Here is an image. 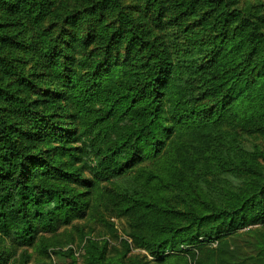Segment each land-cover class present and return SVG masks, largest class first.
<instances>
[{
	"label": "trees",
	"instance_id": "1",
	"mask_svg": "<svg viewBox=\"0 0 264 264\" xmlns=\"http://www.w3.org/2000/svg\"><path fill=\"white\" fill-rule=\"evenodd\" d=\"M51 1L0 0V30L49 23ZM141 1L149 24L178 29L187 50L200 32L212 45L179 70L186 48H171L162 30L160 42L147 38L150 27L126 13L123 0H89L35 32L26 43L32 67L53 68L64 89L40 98L38 109L22 96L10 116L0 106V235L28 242L40 227L73 221L86 203L76 193L82 173L74 159H97L104 180L135 173L125 213L155 264H264V242L244 263L211 246L264 222V154L244 142L264 137V21L227 0ZM109 14L115 22L105 21ZM71 21L82 23L75 41L62 35ZM1 37L0 48L10 39ZM58 48L95 49L69 58ZM68 108L72 130L58 126L54 112ZM82 253L85 264L107 260L91 240ZM7 262L0 251V264Z\"/></svg>",
	"mask_w": 264,
	"mask_h": 264
},
{
	"label": "rangeland",
	"instance_id": "2",
	"mask_svg": "<svg viewBox=\"0 0 264 264\" xmlns=\"http://www.w3.org/2000/svg\"><path fill=\"white\" fill-rule=\"evenodd\" d=\"M227 1L230 2L231 9L236 8L249 16H255V18L264 21V0ZM51 2L47 5L49 19L46 22L49 23L31 24L28 28H24L21 24H17L18 26L15 27L7 25L0 30V42L3 39L1 35L10 38L8 44L2 45L0 48V106L7 116L11 114L10 106L17 105V96L27 98L30 100L31 106L38 109L41 106V103H37L40 98H49L64 89L57 82L53 68H48L42 63H40L41 67H32L34 65V60L31 58L33 48H27L26 43L30 42L35 32L48 25L52 27L56 24L57 27V23L66 16V13L84 9V5L89 0H63L62 2L52 0ZM123 3L124 11L136 17L138 24L150 27V31L146 34L147 38L160 42L162 38L160 30H162L165 32L171 48H186L179 57V70H184L181 66L190 68L187 64L191 60L193 61L191 66L201 62L203 52L200 51V48H210L212 45L213 38L208 33L200 32L199 36L193 37L191 43L193 47L187 50V45L179 39L180 34H175L178 29L172 33V30L165 31L155 23L149 24L144 15L143 1L123 0ZM241 15L239 13V16ZM84 16L81 14L82 22ZM54 20H57V23ZM115 20L114 14H109L105 18L106 22H115ZM191 21V19L187 21L190 23V28H202L199 19L196 25ZM56 29L57 32L61 30L59 27ZM82 33V23L75 21L65 24L62 30V35L66 40H74L76 34ZM117 48L121 49L125 46ZM58 49L65 50L68 57L71 58L76 56L75 53L82 55L95 48ZM57 60L60 61L61 58ZM54 112L58 114L56 119L58 126L65 130L74 128L75 123L69 117V108L64 111V114L59 109ZM83 138L82 136L77 137L74 145H80ZM244 142L248 147L256 145L264 154L263 136L254 133L252 136L246 137ZM52 144L55 145V142ZM87 161L74 159V163L80 167L82 173V181L75 184L76 193L82 194L84 196L82 200L86 202L82 213L70 223L62 224L55 231H48L40 227L36 235L28 242H23L16 236L0 235V251L8 257L6 264H85L82 248L89 240L96 242L100 251L105 253L107 259L105 264H155L151 245L138 242L132 237L134 223L132 218L125 213L127 205H130V199L126 197L127 193L139 184L135 173L132 172L107 181L98 176L100 164L97 159ZM90 183H94V185L86 188V185ZM237 233V235L229 237L223 245H218V242L214 241L211 246L221 247L230 252L228 257L233 262H249L257 255V248L261 242H264V222L249 226ZM219 257L216 255V258L219 259Z\"/></svg>",
	"mask_w": 264,
	"mask_h": 264
}]
</instances>
